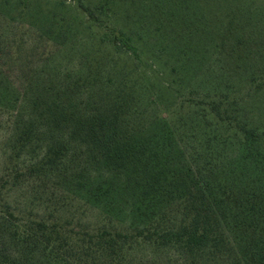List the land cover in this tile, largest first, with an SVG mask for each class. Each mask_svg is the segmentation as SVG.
Listing matches in <instances>:
<instances>
[{"label": "trees", "instance_id": "obj_1", "mask_svg": "<svg viewBox=\"0 0 264 264\" xmlns=\"http://www.w3.org/2000/svg\"><path fill=\"white\" fill-rule=\"evenodd\" d=\"M73 1L116 55L89 59L72 83H47L30 96L20 91L2 70L0 42V112L15 124L1 187L32 183L43 187L44 202L55 203L31 223L15 222L0 203V264H132L129 255L144 246L181 264H264V128L242 118V100L231 91L200 94L208 125L196 124L184 137L165 118H147L161 95L135 67L140 58L129 36L98 18L96 11L111 12L109 3ZM254 82H264L263 74ZM207 126L215 132L202 136ZM231 136L238 152L227 167L213 149L193 150L185 139L213 148ZM26 155L32 159L20 164ZM122 189L129 199L117 224L108 202ZM76 190L84 191L86 205H106L100 222L59 216Z\"/></svg>", "mask_w": 264, "mask_h": 264}, {"label": "rangeland", "instance_id": "obj_2", "mask_svg": "<svg viewBox=\"0 0 264 264\" xmlns=\"http://www.w3.org/2000/svg\"><path fill=\"white\" fill-rule=\"evenodd\" d=\"M105 2L111 12L96 11L98 18L129 36L140 58L135 67L150 76L152 92L161 95L147 118H165L184 137L196 124L208 125L197 104L200 94L231 91L242 100V118L264 128V82L251 83L255 74L264 76V0H85L92 8ZM90 23L73 0H0L5 76L29 96L47 83H72L85 72L89 59L112 53L100 42L103 30L91 28ZM168 83L172 87L166 89ZM14 125L13 116L0 112V203L14 211L15 222L31 223L50 215L55 203L44 202L43 187L32 183L16 189L1 187L11 166ZM214 132L207 126L201 135ZM185 139L193 150L213 149L220 167L229 166L238 152L234 136L213 148L206 141L201 146L197 139ZM31 157H22L20 164L27 165ZM95 169V178H101L102 172ZM52 186L48 184L51 192ZM67 195L70 201L62 205L61 218L80 217L91 223L103 218L106 205H86L82 190ZM128 199L122 189L108 202L109 206L114 203L117 224L126 219ZM128 260L132 264H181L169 253L148 246L133 251Z\"/></svg>", "mask_w": 264, "mask_h": 264}]
</instances>
